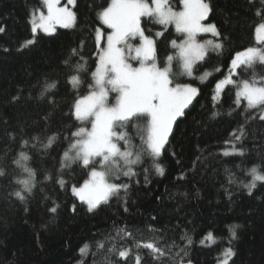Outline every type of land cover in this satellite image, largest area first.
<instances>
[{
	"label": "trees",
	"instance_id": "16d2710c",
	"mask_svg": "<svg viewBox=\"0 0 264 264\" xmlns=\"http://www.w3.org/2000/svg\"><path fill=\"white\" fill-rule=\"evenodd\" d=\"M169 2L173 10H182L181 0ZM205 2L212 9L206 24L216 25L220 35L213 42L222 48L209 53L194 67V78L183 82L198 88L196 97L174 122L159 157L142 151L135 124L125 129L131 151L140 152L139 162L131 165L134 175H109L110 182L127 184V190L89 211L72 188L90 179L91 166L61 165L77 139L72 133L90 127L70 110L93 83L99 52L95 30L109 32L98 14L111 0H77L74 27L51 36L36 34L31 24L44 9L41 0H0V264H218L228 257V264H264V181H256L251 194L245 187L253 167L264 174V105L248 108L243 99L237 105L233 84L214 100L215 86L227 78L236 53L257 47L264 0ZM142 25L155 39L159 67L168 64L169 55L178 57L171 41L178 44L183 35L148 18ZM160 31L163 35L156 37ZM171 69L177 71L178 59ZM206 73L210 77L200 82ZM73 76L79 80L76 87ZM254 77L258 83L264 77V63L242 68L235 81ZM119 147L128 146L121 141ZM25 168L34 174L30 193L18 182L30 179Z\"/></svg>",
	"mask_w": 264,
	"mask_h": 264
},
{
	"label": "snow or ice",
	"instance_id": "6c2138e0",
	"mask_svg": "<svg viewBox=\"0 0 264 264\" xmlns=\"http://www.w3.org/2000/svg\"><path fill=\"white\" fill-rule=\"evenodd\" d=\"M57 2L58 0H45L48 15L40 17L41 27L45 31L48 30L49 23H58L67 28L75 21V14L66 7H56ZM73 2L74 0H69V3ZM181 3L183 10L177 12L173 10L169 0H111L110 5L98 14L101 23L111 31L105 37L104 30H95L99 52L97 67L92 73L93 83L89 86L88 94L77 98L70 110L76 120L87 122L90 127L82 126L72 133L77 139L70 144L69 150L64 152L62 159L66 163L61 165L62 169L73 162H80L84 167L91 166L90 180L80 188H72L73 194L87 203L89 211H93L102 202L106 203L111 195H116L121 189L127 190V184L110 183L106 179L107 176L112 175L114 171L123 176L134 175L131 165L139 162L140 152L133 154L131 151L130 138L125 129L130 124H135L143 141L142 151L153 158L159 157L174 122L184 115V109L197 95V89L188 84L173 85L168 65L174 59H179L186 74L190 76L194 63L204 59L208 46L214 49L222 48L219 42L207 40L200 43L196 40L198 33H211L214 37L220 35L215 24L201 23L212 11L210 4L205 0H181ZM141 17L164 26L165 30L169 24H174L177 32L186 34V39L179 44L176 40L171 41L172 47L178 49V57L169 55L168 64L163 68L157 66L155 40L145 35V29L141 27ZM257 33H264V23L259 25ZM162 35L163 31L155 33L156 37ZM136 38H139V44L133 45L130 41ZM258 38L264 42V35ZM102 40L105 41L103 47ZM130 60L138 61L139 66L134 67ZM255 61L264 62V48H248L236 53L231 67L233 70L241 65L251 67ZM77 67L82 68L83 65ZM71 83L76 87L78 78L71 77ZM232 83L233 80L225 78L215 87L219 91L224 85ZM235 83L238 88L237 105L241 98L247 101L248 108L264 105V77L259 83L255 77L251 81L242 80ZM110 94H115L111 101ZM43 95L42 92L41 97ZM260 118L264 119V115ZM139 121H143V124L137 123ZM243 135L244 132L241 131L236 139L239 140ZM54 139L55 137L49 138L48 143L51 144ZM121 141L128 146L124 151L119 147ZM73 151L74 155H70ZM236 152L243 155L242 149H237ZM21 156L27 159L23 153ZM120 161H123V165L119 164ZM97 165L101 170H97ZM155 168L158 174H163L164 169L159 164H156ZM24 170L30 179L18 182L24 185L23 191L30 193L33 187L31 177L34 174L31 169ZM3 174L0 169V175ZM250 174L252 182L245 185L249 194L256 186V181H264V174L259 173L257 167H253ZM58 183L63 186L65 182L61 179ZM13 194L21 201L25 200L21 191ZM50 211L54 213L56 208L53 207ZM236 227L238 225L231 228L233 239L236 238ZM207 235L212 236L211 233ZM188 243H191L190 238ZM146 247L153 249L152 244H147ZM228 253L235 255L231 249ZM119 255L124 257L126 253L121 251ZM188 264H191V261H188Z\"/></svg>",
	"mask_w": 264,
	"mask_h": 264
},
{
	"label": "rangeland",
	"instance_id": "374dc122",
	"mask_svg": "<svg viewBox=\"0 0 264 264\" xmlns=\"http://www.w3.org/2000/svg\"><path fill=\"white\" fill-rule=\"evenodd\" d=\"M41 2H42L43 5H44V9L38 11L37 13H35V14L33 15V17H32V20H31V24H32L33 27H34L36 34H37V33H42V34H44V35L51 36V35H54V34L57 32V30H59V29H71V28L74 27V25H75V21H74V23H73L71 26H69V27H67V28L60 26V24H58V23H49V24H48V30L45 31V29H44L43 27H41V20H40V17H41V15H43L44 17H47V15H48V10H47V4L45 3V0H41ZM76 3H77V0H74L73 3H69V0H58V2H57V4H56V7H66V8H68L71 12L74 13V10H75V7H76ZM182 10H183V4H182ZM182 10H179V11H182ZM174 11H176V10H174ZM179 11H177V12H179ZM74 14H75V13H74ZM144 18H146V17H141V27H142V28H143L142 21H143ZM207 19H208V17H207ZM207 19L204 20V21H202L201 23L206 24ZM102 25H103V24H102ZM103 27H104L106 30H108L109 32L111 31V29H107V26H106V25H103ZM169 27H173V28L175 29V31H176V28H175V25H174V24H169V25L167 26V29H168ZM176 32H177V31H176ZM177 33L180 34V35H183L184 39H186V34H184V33H179V32H177ZM106 35H107V33L104 34L105 37H106ZM145 35H147V34L145 33ZM260 35H264V33H257V34H256L257 47H255V48H264V42H262V41L258 38ZM213 38H214V36H213L211 33H198L197 36H196V40H197L198 42H200V43H204V42L207 41V40H212V41H213ZM153 39H154V38H153ZM184 39H183V40H184ZM154 40H155V39H154ZM183 40H182V41H183ZM182 41H181V42H182ZM130 42H131L133 45H138V44H139V38L132 39ZM181 42H180V43H181ZM30 44H31V43H27L26 46H29ZM104 44H105V41H103V43H102V41H101V47H103ZM178 44H179V43H178ZM220 49H221V48H220ZM220 49H214L212 46H208V49H207V51H206V55H205L204 59L207 57V55H208L209 53H211V52H218ZM132 55H134V53H133ZM204 59H203V60H204ZM203 60H200V61H197V62L194 63V65H193V69H192V74H191L190 76L186 74V72H185V70H184V68H183L182 61H180L179 59H178V69H177L176 72H173V71H172V69H171V64L168 65V66L170 67V69H171V71H170V79H172V81H173V85H175V84H181V85H183V84H184L183 82H185V81H187V80H191V79H193V78H194V67H195L198 63L202 62ZM130 62L133 64L134 67L139 66V62H138V61L130 60ZM156 63H157V61H156ZM263 63H264V62L255 61L252 65H254V64H263ZM157 66H158V64H157ZM158 67H159V66H158ZM242 68H249V67H248V66H245V65H241L240 67H238V68H236V69H234V70L232 69V67L230 68L227 78H230L231 80L234 81V83H232L233 85H236V83H235V82H236L235 79H237V78L239 77V72H240V70H241ZM209 77H210V74H209V73H206L204 76L200 77L199 80H200V82H204V81H206ZM187 84H188V83H187ZM232 84H226V85H224L219 91H217L216 88H215L214 100H215L216 102H218V101L220 100L221 96H222L223 91H224L228 86H230V85H232ZM188 85H190L191 87L196 88V89H197V93H198V88H197L196 86H193V85H191V84H188ZM114 95H115V94H110V97H109L110 101H111V99H112V97H113ZM195 97H196V96H195ZM195 97H194V98H195ZM194 98H193V99H194ZM241 99H243V98H241ZM243 100H244V99H243ZM245 101H246V100H245ZM246 102H247V101H246ZM262 106H263V105H257L256 107H253V108H256V109H257V108H260V107H262ZM184 111H185V109H184ZM178 118H179V117H178ZM176 120H177V119H176ZM80 122H81V121H80ZM81 123L85 124V122H81ZM173 125H174V124H173ZM172 129H173V126H172ZM171 132H172V130H171ZM171 132L169 133V136H168L167 140L169 139ZM166 142H167V141H166ZM166 142H165V143H166ZM164 145H165V144H164ZM119 164H120V165H123V161H120ZM89 167H90V166H89ZM110 176H111V177H114V178H118V177L122 176V174H120V173L114 171L113 174L110 175ZM106 179H107L108 182H110V180H109V176H107ZM89 180H90V179H89ZM110 183H112V182H110ZM112 197H113V195H111V196L109 197V199H108V201H107L106 203H108L109 200H110ZM77 199H78L81 203L85 204V205L87 206V208H88V205H87L86 202L81 201L80 198H79L78 196H77ZM106 203L102 202L97 208H99L101 205L106 204ZM97 208H95L94 210H96ZM94 210H93V211H94ZM207 241L210 242V241H209V238L207 239ZM212 243H213V242H212ZM212 243H210V244H212ZM229 259H230V257H228V258H224V259H222L218 264H228Z\"/></svg>",
	"mask_w": 264,
	"mask_h": 264
}]
</instances>
